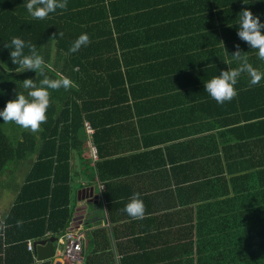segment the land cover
<instances>
[{"label": "trees", "instance_id": "1", "mask_svg": "<svg viewBox=\"0 0 264 264\" xmlns=\"http://www.w3.org/2000/svg\"><path fill=\"white\" fill-rule=\"evenodd\" d=\"M23 3L24 0H0V109L15 98L16 91L27 96L24 79L31 78L39 86L44 76L55 79L62 74L73 82L67 90L49 89L47 119L38 130L0 119V173L10 160L16 163L37 155L15 206L0 228L9 246L7 253H21L26 263L33 264L34 252L28 251L27 242L61 238L73 221L70 156L75 142L81 145L86 142L85 122L95 128L94 142L101 150L99 136L103 130H110L115 124L112 122L130 121L133 115L107 0H67L65 9L43 19L32 18ZM203 7L204 16L201 21L191 23L192 30L185 31L178 25L158 28L147 25L142 32L146 34L145 40L149 44L157 41L181 47L189 39L193 42L199 39L206 30L207 46L215 49L208 54L213 55V61H228L224 70L239 66L240 61L231 55L239 45L244 52L242 56L264 73V60L240 40L236 24L244 9L264 23V0H207ZM203 21L205 29L199 27ZM175 28L177 32L171 34ZM166 31L170 33L163 34ZM59 32L62 35L58 36ZM81 33H87L90 42L70 52ZM13 37L35 47L44 60L42 71L16 72L9 49L3 46ZM154 38L157 40L150 41ZM236 89L233 100L241 112L264 107V79L250 85L249 77L242 73ZM95 119L103 120L95 123ZM6 124L21 129L23 138H9L4 130ZM250 126H246L245 140L225 143L222 150L209 147L207 152L200 153L214 157L201 160L193 154L192 169L207 167L208 174L193 177L190 187L179 189V193L184 190L190 193L185 205L191 207L185 216L183 211L173 215L177 221L169 232L174 234L175 241L158 244L159 251L176 257L162 260L163 264H264V137L252 135ZM163 234L166 231L162 229L159 235L165 237Z\"/></svg>", "mask_w": 264, "mask_h": 264}, {"label": "crops", "instance_id": "2", "mask_svg": "<svg viewBox=\"0 0 264 264\" xmlns=\"http://www.w3.org/2000/svg\"><path fill=\"white\" fill-rule=\"evenodd\" d=\"M205 4L207 0H107L133 118L112 122L110 130H103L101 150L94 142L95 128L86 121L85 128L88 123L94 133L90 136L85 129L86 142H75L71 151L74 217L68 229L85 231L84 264H163L162 260L176 258L159 251L158 244L175 241L169 232L177 221L173 215L183 211L185 216L190 210L191 205H185L190 193H179V189L190 187L193 177L208 174L207 167L192 169L193 154L201 160L214 157L200 153L209 147L222 150L225 143L245 138L248 124L252 135L264 137V107L241 112L235 96L219 104L204 90V82L229 65L209 56L215 49L207 46L206 30L196 41L178 44L181 47L157 41L149 44L142 34L147 25H178L192 30L191 23L202 20ZM201 26L205 29V21ZM124 114L130 115L120 116ZM14 127L19 133L15 138L21 140L22 130ZM92 146L96 147V158ZM36 159V153L21 162L9 159L0 173V228ZM134 192H139L144 202L141 219L123 211ZM162 229L165 237L159 235ZM8 248L0 232V264H31L21 253H7ZM42 262L34 250L33 264Z\"/></svg>", "mask_w": 264, "mask_h": 264}, {"label": "clouds", "instance_id": "3", "mask_svg": "<svg viewBox=\"0 0 264 264\" xmlns=\"http://www.w3.org/2000/svg\"><path fill=\"white\" fill-rule=\"evenodd\" d=\"M23 4L32 18L43 19L58 9H65L67 0H24ZM237 17L238 37L246 42L251 49L256 50L259 59L264 60V32H262L264 23L261 22L259 16L254 15L248 9L241 11ZM60 35L62 33L59 32L58 36ZM89 42V35L81 33L73 41L69 51L76 52ZM3 46L9 49L10 60L16 66V72L33 71L37 74V70L42 71L44 60L30 42L20 37H13L9 44H3ZM25 49H28L27 53ZM236 49L231 55L240 61L239 66L222 70L218 75L204 82V90L219 104L230 101L236 95V85L242 73L247 74L250 85H257L264 79V73L242 56L244 52L239 49V45H236ZM22 82L23 88L28 90L27 96L16 91L15 98L7 101L5 106L0 109V119L4 123L11 121L31 131L38 130L47 119L46 112L50 103L49 89L63 88L67 90L73 83L70 78L62 74H58V78L55 79L44 76L39 81V86L34 84V80L31 78L24 79ZM123 211L133 219L143 218L145 206L139 192H134L131 195Z\"/></svg>", "mask_w": 264, "mask_h": 264}, {"label": "built area", "instance_id": "4", "mask_svg": "<svg viewBox=\"0 0 264 264\" xmlns=\"http://www.w3.org/2000/svg\"><path fill=\"white\" fill-rule=\"evenodd\" d=\"M87 133L92 136L94 130L87 123ZM92 153L94 157H97L96 147L92 146ZM86 241L85 231L82 228L74 227L68 229V231L58 240L57 249L53 258L54 263L60 262V264H84V244ZM28 249L34 252L33 241H28ZM60 247H63L62 250Z\"/></svg>", "mask_w": 264, "mask_h": 264}, {"label": "water", "instance_id": "5", "mask_svg": "<svg viewBox=\"0 0 264 264\" xmlns=\"http://www.w3.org/2000/svg\"><path fill=\"white\" fill-rule=\"evenodd\" d=\"M57 237H50L34 243L35 252L39 261H50L54 258L58 243ZM60 264V262H56Z\"/></svg>", "mask_w": 264, "mask_h": 264}, {"label": "rangeland", "instance_id": "6", "mask_svg": "<svg viewBox=\"0 0 264 264\" xmlns=\"http://www.w3.org/2000/svg\"><path fill=\"white\" fill-rule=\"evenodd\" d=\"M14 125L13 124H6L4 125V130L5 132L7 133V135L10 136L11 139H14L16 136L15 135H18L19 133L16 132V130L13 128ZM15 134V135H14ZM16 139V138H15ZM63 247H60V249L62 250Z\"/></svg>", "mask_w": 264, "mask_h": 264}]
</instances>
